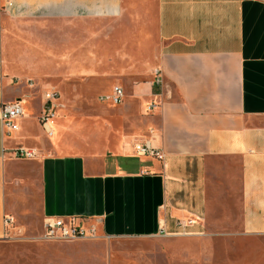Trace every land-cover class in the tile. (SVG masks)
Listing matches in <instances>:
<instances>
[{"label": "crops", "instance_id": "crops-1", "mask_svg": "<svg viewBox=\"0 0 264 264\" xmlns=\"http://www.w3.org/2000/svg\"><path fill=\"white\" fill-rule=\"evenodd\" d=\"M79 21L88 37L109 24L96 34L99 60L91 44L84 69H133L113 85L127 95L111 120L42 126L44 94H59L45 88L46 75L60 83L80 68ZM127 38L132 66L111 56L126 52ZM138 52L150 56L145 64ZM13 102L24 114L11 135L0 121V240L6 217L24 230L39 216L41 235L48 218L62 217L101 236L190 243L225 226L216 218L237 201L240 231L223 241L264 246V0H0V109ZM146 140L163 161L137 156L134 145ZM18 149L36 157L16 158Z\"/></svg>", "mask_w": 264, "mask_h": 264}, {"label": "rangeland", "instance_id": "rangeland-1", "mask_svg": "<svg viewBox=\"0 0 264 264\" xmlns=\"http://www.w3.org/2000/svg\"><path fill=\"white\" fill-rule=\"evenodd\" d=\"M93 28L95 36L88 37L85 23L77 22L80 67L77 73L64 77L60 83L54 82L53 75H46L44 79L45 88H54L60 94L57 105L52 107L51 112L49 111L52 115L49 120L54 123L61 120L70 127L76 122L82 126L87 123L99 124L102 120L114 118L113 112H117L122 105L111 106L101 99L109 95L113 85H118L116 79L125 74L130 75L133 69H126L125 72L128 73H123V70L114 67L105 71L100 68L84 69V66L91 62L90 53L86 52L91 44H93L94 59L99 60L100 52L97 45L98 43L100 45L102 38L96 37V34H100L103 28H109V24L102 26L99 22L94 24ZM52 43V36L45 37V45L50 50ZM124 44L120 50H124L126 46L125 53L121 50L120 57H117L116 53L111 56H114L117 64L125 61L127 65L132 66L130 58L135 55L134 48H136L133 38H127ZM47 55L51 56L50 51H47ZM137 56L142 61L141 64H145L150 58L144 52H138ZM42 91L43 88L30 89L29 102L39 101ZM126 95L125 89V97ZM34 108L35 112L32 113L33 117L28 126L30 133L39 130L34 115L40 110V103H35ZM46 111L48 114V110ZM38 121L42 126L48 122L43 118L42 111ZM66 153L70 154L72 151ZM236 203L229 214L219 213L216 218L220 225L225 226L208 227V239L190 243L166 237L111 238L101 236L99 233L93 239L43 240L41 235L43 221L39 216H35L24 230L17 229L13 225L11 229L9 228V236L0 240V264H264L262 259L264 246L260 243L249 245L250 250H254L252 252L247 250L244 244L239 246L223 241L225 235L240 231L241 215L238 202ZM180 238L185 240L187 237Z\"/></svg>", "mask_w": 264, "mask_h": 264}, {"label": "built area", "instance_id": "built-area-1", "mask_svg": "<svg viewBox=\"0 0 264 264\" xmlns=\"http://www.w3.org/2000/svg\"><path fill=\"white\" fill-rule=\"evenodd\" d=\"M8 6H11L9 3ZM159 71L156 72V76L159 77ZM160 83V79H157V84ZM59 98V94L55 91L46 92L44 94V100L46 106L43 109V118L49 121V117L52 116L51 109L53 103ZM125 98V91L120 86H114L109 95L102 97V101L111 102L115 106L123 103ZM48 110V114H46ZM24 114L23 105L21 102L4 103L0 109V121L3 125V129L7 135L18 131V121ZM48 123V122H47ZM47 127V124L44 125ZM52 136V132H49ZM134 150L139 157H151L160 161L164 160V155L161 150L154 148L152 144L146 140L134 145ZM15 157L19 159L31 160L36 157V153L29 149H18L15 151ZM14 224L13 219L10 217L5 218V227L10 228ZM188 224H193L192 221H188ZM180 226H184L181 222ZM9 236V235H7ZM98 236V230L93 225H88L84 219L78 218H48L45 221L44 233L42 235L43 240H76V239H93Z\"/></svg>", "mask_w": 264, "mask_h": 264}, {"label": "bare ground", "instance_id": "bare-ground-1", "mask_svg": "<svg viewBox=\"0 0 264 264\" xmlns=\"http://www.w3.org/2000/svg\"><path fill=\"white\" fill-rule=\"evenodd\" d=\"M49 121H50V120H49ZM49 121H48V123H47V126H48V127H49V125H48V124H49Z\"/></svg>", "mask_w": 264, "mask_h": 264}]
</instances>
